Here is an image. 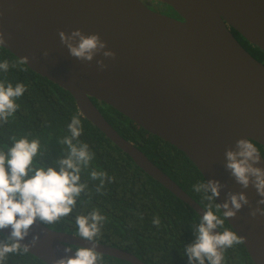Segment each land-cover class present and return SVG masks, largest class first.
I'll use <instances>...</instances> for the list:
<instances>
[{"label": "water", "instance_id": "95a60500", "mask_svg": "<svg viewBox=\"0 0 264 264\" xmlns=\"http://www.w3.org/2000/svg\"><path fill=\"white\" fill-rule=\"evenodd\" d=\"M151 2L172 7L182 19L152 9ZM77 28L99 33L115 58L100 53L85 62L70 56L59 31ZM230 28L264 50V0H0V30L6 38L1 46L20 60L29 57L25 64L33 71L69 91L84 117L200 216L206 210L121 136L92 98L183 151L206 181L226 184L218 204L231 189L246 192L256 207V189L236 183L224 167V151L241 137L264 146V63ZM97 59H104L107 68L100 70ZM225 218L253 262L264 264V216L252 217L245 205L235 217ZM2 233L7 236L10 229ZM22 243L51 264L66 255L65 247L74 254V247H91L93 242L37 220ZM95 244L100 254L146 264L121 248Z\"/></svg>", "mask_w": 264, "mask_h": 264}, {"label": "trees", "instance_id": "16d2710c", "mask_svg": "<svg viewBox=\"0 0 264 264\" xmlns=\"http://www.w3.org/2000/svg\"><path fill=\"white\" fill-rule=\"evenodd\" d=\"M230 29L241 45L264 63V50L251 44L235 29ZM4 60L9 62V69L6 73L0 71V81L12 83L13 86L23 83L26 91L16 100L19 105L17 111L6 123L0 122V149L11 145L12 136L39 139L40 153L34 163L56 166L55 161L67 150V146L61 145L59 140L70 135L67 125L75 115L81 120L83 128L79 139L87 143L94 153L89 167L81 173V182H86L88 189L77 199L72 214L46 226L79 235L76 216L98 210L105 220L95 241L131 252L146 264H189L185 247L195 240L194 228L201 216L142 170L126 152L84 117L69 91L36 73L27 64L20 63L19 58L0 45V62ZM92 101L121 136L133 142L205 210L211 203L213 213L223 220L219 231H234L221 209L216 207L217 200L209 202L203 192L194 190V185L206 183V179L183 151L145 130L105 102L95 98ZM253 144L264 157V146L255 141ZM93 168L105 171L113 178L111 182L106 181L99 192L96 191L99 181L90 178ZM157 216L159 226L152 222ZM4 237L0 233V239ZM98 254L102 257V264H131ZM223 255L222 264H255L242 242L225 249ZM5 264L47 263L21 249L19 253L9 254Z\"/></svg>", "mask_w": 264, "mask_h": 264}, {"label": "clouds", "instance_id": "9594fccd", "mask_svg": "<svg viewBox=\"0 0 264 264\" xmlns=\"http://www.w3.org/2000/svg\"><path fill=\"white\" fill-rule=\"evenodd\" d=\"M61 44L66 46L69 55L85 62H91L97 54L105 58H115L116 53L107 48V42L99 33L86 34L81 29H73L70 33L59 31ZM6 44L4 32L0 30V45ZM49 51L44 50L47 57ZM25 56L20 63H27ZM100 70L107 68L104 59H97ZM15 66V65H13ZM9 62H0V71L7 72ZM26 87L23 83L5 84L0 81V122H7L18 109L16 100L23 96ZM70 135L59 140L66 145V153L55 161L56 166H44L34 163L40 153V140L29 139L27 136L10 137L11 145L0 149V233L10 229V233L0 239V264H5L9 254L29 251V245L22 243L28 236L34 223L39 220L44 225L54 224L63 217L72 214L77 199L88 189L86 182H81V173L87 169L94 158L89 145L80 141L82 124L78 116H73L67 125ZM75 141V142H74ZM225 169L243 189L252 186L260 199L256 207H251L249 198L244 191L234 192L229 189L223 202L216 205L223 208L224 216L233 218L237 212L249 205L252 217L264 216V166L256 146L248 139L241 137L234 147L224 151ZM90 178L98 180L96 191H101L105 182H111L105 171L92 169ZM227 187L220 180L207 179L206 183L193 186L196 192H203L209 202L217 200L222 189ZM211 203L203 211L198 225L194 228L195 240L186 245L185 254L189 264H222L224 250L241 242L234 231L224 229L214 231L223 226V220L213 213ZM105 217L98 210L88 215H77L76 226L81 238L93 242L91 247L80 246L74 254L71 247H65L66 255L54 259L51 264H100L102 257L96 250L95 238L100 233ZM153 224L159 226L160 219L155 217ZM38 236L33 237V243Z\"/></svg>", "mask_w": 264, "mask_h": 264}, {"label": "flooded vegetation", "instance_id": "af4514ba", "mask_svg": "<svg viewBox=\"0 0 264 264\" xmlns=\"http://www.w3.org/2000/svg\"><path fill=\"white\" fill-rule=\"evenodd\" d=\"M146 3V1H144ZM150 7L160 13L175 17L177 19H182L176 12L174 9H171L170 7H168V5L164 4V3H159V2H151L150 3ZM163 9V10H162Z\"/></svg>", "mask_w": 264, "mask_h": 264}, {"label": "rangeland", "instance_id": "374dc122", "mask_svg": "<svg viewBox=\"0 0 264 264\" xmlns=\"http://www.w3.org/2000/svg\"><path fill=\"white\" fill-rule=\"evenodd\" d=\"M163 10V9H162Z\"/></svg>", "mask_w": 264, "mask_h": 264}]
</instances>
